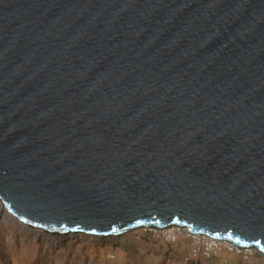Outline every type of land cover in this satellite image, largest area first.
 <instances>
[{"label":"water","instance_id":"obj_1","mask_svg":"<svg viewBox=\"0 0 264 264\" xmlns=\"http://www.w3.org/2000/svg\"><path fill=\"white\" fill-rule=\"evenodd\" d=\"M0 203L264 257V0H0Z\"/></svg>","mask_w":264,"mask_h":264},{"label":"rangeland","instance_id":"obj_2","mask_svg":"<svg viewBox=\"0 0 264 264\" xmlns=\"http://www.w3.org/2000/svg\"><path fill=\"white\" fill-rule=\"evenodd\" d=\"M31 232L19 223L0 222V264H264L258 255L183 232L170 238L166 231L153 229L107 238L80 234L33 238Z\"/></svg>","mask_w":264,"mask_h":264},{"label":"bare ground","instance_id":"obj_3","mask_svg":"<svg viewBox=\"0 0 264 264\" xmlns=\"http://www.w3.org/2000/svg\"><path fill=\"white\" fill-rule=\"evenodd\" d=\"M0 222L2 224H4L5 226H13V225H17L19 222L14 219L10 214L6 213V211L3 209L1 203H0ZM22 227L26 228L25 225L19 223ZM28 228V227H27ZM31 229V228H30ZM31 233L34 235L33 238H39L41 235L43 234H46V233H43L41 230H36V229H31ZM162 231H166V237L167 238H170V237H173V235L177 232H183L187 235H189L184 229L182 228H168V229H164ZM63 236V235H61ZM88 236V235H86ZM189 236H192V237H196L197 239H201V240H205L207 242H210L211 243H221V244H226L227 247L235 250V251H239V252H242L244 250V253H250L252 255H258L262 258H264L260 253H258L257 251L255 250H252V249H238L228 243H225V242H222V241H217V240H214V239H210V238H207V237H204V236H196V235H189ZM57 237V236H56ZM63 237H66V235H64ZM60 238V236L58 237Z\"/></svg>","mask_w":264,"mask_h":264},{"label":"crops","instance_id":"obj_4","mask_svg":"<svg viewBox=\"0 0 264 264\" xmlns=\"http://www.w3.org/2000/svg\"><path fill=\"white\" fill-rule=\"evenodd\" d=\"M233 258H234V257H232V258H230V259L233 261V260H234ZM230 262H231V261H230Z\"/></svg>","mask_w":264,"mask_h":264}]
</instances>
